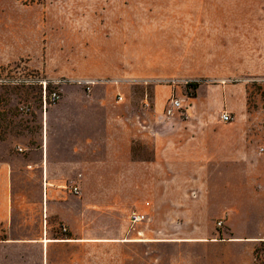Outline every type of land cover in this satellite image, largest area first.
I'll return each mask as SVG.
<instances>
[{
	"label": "rangeland",
	"instance_id": "1",
	"mask_svg": "<svg viewBox=\"0 0 264 264\" xmlns=\"http://www.w3.org/2000/svg\"><path fill=\"white\" fill-rule=\"evenodd\" d=\"M82 79L98 84L88 93L76 83ZM39 81L61 96L46 116ZM171 100H179L181 109L168 116ZM64 104L107 105L111 122L130 115L131 127L145 125L151 111L222 127L250 120L248 134L264 138V0H0V165L9 156L17 166L22 158L36 161L45 128L52 135L62 114L85 120L79 137L95 135L92 120L103 112L59 111ZM22 107L30 111L24 114ZM223 112L231 122H219ZM133 159H151V150L136 143ZM136 170L129 189L84 191L77 183L80 193L74 195L70 181L68 190L49 191L62 205L47 204L46 223L38 218L39 207H30V218H16L11 229L0 225V241L39 239L43 231L51 240L91 231L111 240L74 244L88 249L76 264H264V222L237 213L219 218L213 191H198L193 175L185 191L174 192L169 208L156 206L145 189L150 176ZM13 180L24 201L40 198L33 189L37 176L23 186L20 174ZM156 208L174 218H151ZM134 212L146 218L132 225ZM81 214H93V222ZM151 238L163 242L149 243Z\"/></svg>",
	"mask_w": 264,
	"mask_h": 264
},
{
	"label": "crops",
	"instance_id": "2",
	"mask_svg": "<svg viewBox=\"0 0 264 264\" xmlns=\"http://www.w3.org/2000/svg\"><path fill=\"white\" fill-rule=\"evenodd\" d=\"M59 107V111L93 109L103 112L97 114L100 119L92 120L95 121V135L88 139L79 137L86 130L81 125L85 120H73L74 116L81 115L62 114L61 118L54 119L52 135L45 128L36 161L34 156L27 161L22 158L17 166L13 156H9V161L0 165L1 226L9 225L11 229L16 218H30V207H39L38 218L45 220L47 204H54L57 209L62 205L59 199L51 198L48 192L68 190L67 183L70 181L72 185L77 186L78 183L84 191L129 189L131 176L137 172L136 169L140 170L141 177L150 176L145 189H148L150 200L156 206L159 202V206L169 208L174 192L185 191L189 175H193L197 177L193 185L198 191H213L216 216L218 214L219 218H233L237 213L241 218H257L261 223L264 222L261 220L264 218V138L256 140L248 134L253 127L250 120L222 127L216 121L193 124L177 118L165 119L157 111H151L147 113L145 125L139 121L140 126L131 127L127 125V121L131 120L130 115L119 116L117 122H111L107 105L64 104ZM138 116L142 119L140 113ZM136 143L151 150V159H133ZM17 174L21 176L22 186L26 179L37 176L38 184L33 189H38L40 198L33 204L24 201L23 189L20 195L22 199L18 201L20 196L13 180ZM111 175H117V181H113ZM78 176H81L80 179ZM144 187L141 185L140 188ZM82 216L91 218L86 220L87 223L93 222V214ZM151 216L174 218L173 213L157 208L151 212ZM181 216L204 218L201 214ZM79 233V236L56 240L47 238L45 231V236L39 239H2L0 264H76L80 262L77 258L79 252H87L88 249L74 244L111 240L107 235L95 236L91 231ZM45 238L51 242L44 243ZM149 240L153 241L149 243L163 242L156 238ZM55 254L60 257L50 259Z\"/></svg>",
	"mask_w": 264,
	"mask_h": 264
},
{
	"label": "built area",
	"instance_id": "3",
	"mask_svg": "<svg viewBox=\"0 0 264 264\" xmlns=\"http://www.w3.org/2000/svg\"><path fill=\"white\" fill-rule=\"evenodd\" d=\"M76 83L82 86L84 90L88 93H90L91 89L98 84V82H96L95 80H85V79L78 80ZM20 84H30V81L23 80L20 82ZM38 84L42 87L41 98H42V105H43L44 111L47 109V107L53 106L59 103L61 99L59 92L57 91L48 92L47 91L48 83L46 81H39ZM118 97L120 100L121 96L118 95ZM179 109H181L180 101L171 100L169 103V106L166 109V113L168 116H171L174 113V111L179 110ZM20 111L23 112L24 114H27L30 111V109L28 107H22L20 108ZM220 120L223 123H229L231 122L232 118L229 113L223 112L221 114ZM19 151H22V150H19ZM69 190L74 195H79L80 193L79 187L76 185H71L69 187ZM145 218H146L145 214L134 212L130 215L129 219H130L131 224L135 225V224L141 223Z\"/></svg>",
	"mask_w": 264,
	"mask_h": 264
},
{
	"label": "trees",
	"instance_id": "4",
	"mask_svg": "<svg viewBox=\"0 0 264 264\" xmlns=\"http://www.w3.org/2000/svg\"><path fill=\"white\" fill-rule=\"evenodd\" d=\"M194 88V89H197L198 88V85L196 84H187V88Z\"/></svg>",
	"mask_w": 264,
	"mask_h": 264
},
{
	"label": "bare ground",
	"instance_id": "5",
	"mask_svg": "<svg viewBox=\"0 0 264 264\" xmlns=\"http://www.w3.org/2000/svg\"><path fill=\"white\" fill-rule=\"evenodd\" d=\"M43 242H44V243H48L49 241H48L47 239H44Z\"/></svg>",
	"mask_w": 264,
	"mask_h": 264
}]
</instances>
